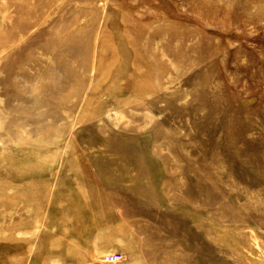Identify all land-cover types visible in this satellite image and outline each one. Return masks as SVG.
<instances>
[{"label": "rangeland", "instance_id": "rangeland-1", "mask_svg": "<svg viewBox=\"0 0 264 264\" xmlns=\"http://www.w3.org/2000/svg\"><path fill=\"white\" fill-rule=\"evenodd\" d=\"M0 264H264V0H0Z\"/></svg>", "mask_w": 264, "mask_h": 264}, {"label": "built area", "instance_id": "built-area-1", "mask_svg": "<svg viewBox=\"0 0 264 264\" xmlns=\"http://www.w3.org/2000/svg\"><path fill=\"white\" fill-rule=\"evenodd\" d=\"M119 259H120L119 255H108L106 257V262L114 263V262H117Z\"/></svg>", "mask_w": 264, "mask_h": 264}]
</instances>
